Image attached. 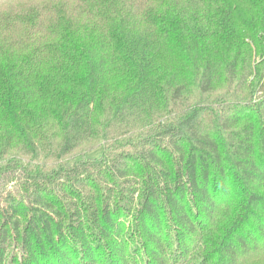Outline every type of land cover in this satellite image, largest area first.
Here are the masks:
<instances>
[{"label":"trees","instance_id":"16d2710c","mask_svg":"<svg viewBox=\"0 0 264 264\" xmlns=\"http://www.w3.org/2000/svg\"><path fill=\"white\" fill-rule=\"evenodd\" d=\"M214 2L0 9V264H264V0Z\"/></svg>","mask_w":264,"mask_h":264},{"label":"rangeland","instance_id":"374dc122","mask_svg":"<svg viewBox=\"0 0 264 264\" xmlns=\"http://www.w3.org/2000/svg\"><path fill=\"white\" fill-rule=\"evenodd\" d=\"M44 1V0H0V9L3 11L17 10L22 9V5L29 4L31 2ZM227 2L233 3L236 6H244L248 0H226ZM163 5L164 10H169L168 12H162L161 15L163 18H173V16H186L188 14H193L196 17L208 19L211 9L217 10L216 2L214 0H160ZM179 4L183 8L178 10L177 7L173 6ZM223 11L222 9L217 10V12ZM203 20H199L202 23ZM102 146V142H93L90 144H84L81 146L75 154H80L86 152L90 147L95 148ZM91 150V149H89ZM103 151L102 147L97 148L96 150L90 152L89 155L100 156Z\"/></svg>","mask_w":264,"mask_h":264}]
</instances>
